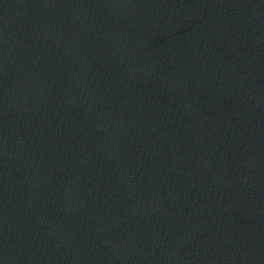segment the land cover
<instances>
[{
  "label": "water",
  "instance_id": "95a60500",
  "mask_svg": "<svg viewBox=\"0 0 264 264\" xmlns=\"http://www.w3.org/2000/svg\"><path fill=\"white\" fill-rule=\"evenodd\" d=\"M0 264H264V0H0Z\"/></svg>",
  "mask_w": 264,
  "mask_h": 264
}]
</instances>
